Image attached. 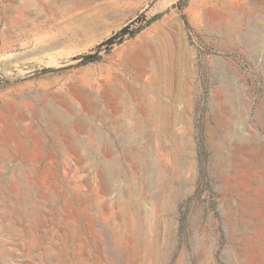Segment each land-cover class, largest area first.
Listing matches in <instances>:
<instances>
[{"label":"rangeland","instance_id":"1","mask_svg":"<svg viewBox=\"0 0 264 264\" xmlns=\"http://www.w3.org/2000/svg\"><path fill=\"white\" fill-rule=\"evenodd\" d=\"M52 2L0 0V264H264V0Z\"/></svg>","mask_w":264,"mask_h":264},{"label":"bare ground","instance_id":"2","mask_svg":"<svg viewBox=\"0 0 264 264\" xmlns=\"http://www.w3.org/2000/svg\"><path fill=\"white\" fill-rule=\"evenodd\" d=\"M52 1H53L52 3H58L60 0H52ZM170 1L171 0H160V3H161L160 5L168 4ZM18 7H20V10H17L18 12H16V14H17L16 22H18L20 25H22V23H23L22 21L23 20L21 21V19H22L21 16L24 14V9L26 7V3H22V4L18 5ZM141 62H142L143 66L141 67V71L139 73L138 78L144 76V78L142 80L144 86H143L142 89H140V90L138 89L137 91H135L133 89L135 91V93H138V95L142 96L143 94L146 95L147 92L148 93H150V92L155 93V91L156 92L162 91L161 93H164V95H169V94L171 95V93H173L175 81L177 82V88H176V94L175 95L177 96L178 94L180 95L182 93V91H183L182 90V88H183L182 87V84H183L182 82L183 81H182V75H181L180 69L178 67H175L169 61L166 64H162L161 61L159 60V58L155 59V61L151 63V62H149V60H148V58L146 56H144L142 58ZM146 65H149L148 68L145 67ZM130 86H131V84H130ZM132 86H133V84H132ZM136 89H137V87H136ZM122 94H121V92H114V95H116L118 97H122ZM170 95H169V98H170ZM179 95H178V97H179ZM149 96L150 95H148V97ZM171 97H175V96H171ZM141 99H142L141 112H123V114H124L123 117L127 118L128 120L136 119L137 121L135 120V122L137 123V126H141L140 127L141 129L142 128L144 129V127L148 123L150 124L151 122H153L152 121L153 119H156L158 121L160 119H162L161 121L165 122V124L162 123L161 125H168L169 124L168 123V119H169V114L170 113L173 116L172 117L173 121H175V119H177L180 116V114L182 113V112H179V110H178L179 108L177 109L175 107V105L174 106L171 105L173 103L169 102L170 99H169V101L167 100V102H164V105L162 106V107H164V109H165L164 111L165 112H153L156 109H158V107H160V105L157 107V105H155V103H152L151 101L147 100L146 97L141 98ZM126 102H128V101H126ZM124 123H125L124 119L119 118V120L115 124L118 125V124H124ZM119 137L121 139L123 136L120 135Z\"/></svg>","mask_w":264,"mask_h":264},{"label":"water","instance_id":"3","mask_svg":"<svg viewBox=\"0 0 264 264\" xmlns=\"http://www.w3.org/2000/svg\"><path fill=\"white\" fill-rule=\"evenodd\" d=\"M126 29H127V28L123 29L120 33H125V32H126ZM117 37H118V35L113 36V37L109 38L108 40H106L105 43H108V44L113 43L114 40H115ZM91 57H92V55L87 56L86 59H90Z\"/></svg>","mask_w":264,"mask_h":264},{"label":"crops","instance_id":"4","mask_svg":"<svg viewBox=\"0 0 264 264\" xmlns=\"http://www.w3.org/2000/svg\"><path fill=\"white\" fill-rule=\"evenodd\" d=\"M18 8L20 9V7H18ZM19 9L15 8L14 11H17V10H19Z\"/></svg>","mask_w":264,"mask_h":264}]
</instances>
